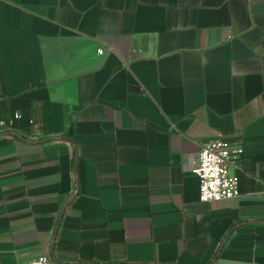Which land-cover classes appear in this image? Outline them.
I'll return each instance as SVG.
<instances>
[{"label":"crops","instance_id":"obj_1","mask_svg":"<svg viewBox=\"0 0 264 264\" xmlns=\"http://www.w3.org/2000/svg\"><path fill=\"white\" fill-rule=\"evenodd\" d=\"M0 121V264H264V0H0Z\"/></svg>","mask_w":264,"mask_h":264},{"label":"built area","instance_id":"obj_2","mask_svg":"<svg viewBox=\"0 0 264 264\" xmlns=\"http://www.w3.org/2000/svg\"><path fill=\"white\" fill-rule=\"evenodd\" d=\"M104 48L99 53H104ZM8 129L5 121H0V135ZM243 146H234L225 139L206 142L200 149L193 171L200 182V199L205 202L221 200L239 195V174L236 162L243 156ZM20 264H59L48 253H41L23 260Z\"/></svg>","mask_w":264,"mask_h":264}]
</instances>
